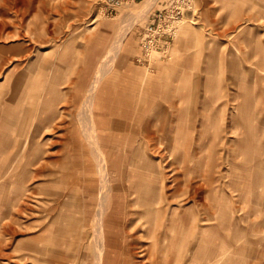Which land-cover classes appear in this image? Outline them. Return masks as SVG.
<instances>
[{"label": "crops", "instance_id": "0c3cea01", "mask_svg": "<svg viewBox=\"0 0 264 264\" xmlns=\"http://www.w3.org/2000/svg\"><path fill=\"white\" fill-rule=\"evenodd\" d=\"M259 19L238 26L222 21L215 34L195 24L185 27L165 53L147 58L135 40L124 41L109 72L97 82L105 65L103 56H95L103 47L95 46L73 83L71 99L69 84L62 80L61 96L53 89L36 102L29 114L26 153L36 160L40 153L61 156L57 169L54 162L45 166L40 184L49 190L39 201L48 204L50 213L60 203L63 218L72 209L77 218L101 219L102 264H183V251L190 256L184 264H196L199 218L222 219L232 203L243 199L246 186H262L264 41ZM22 120L16 104L13 114L5 110L0 117V136H10L5 126L13 124L14 152L19 154L23 146L16 138L23 132ZM218 139L226 146H217ZM50 142L49 150L42 149ZM216 154H228L231 160L235 155L254 157L250 162L245 158L241 167L234 162L226 167L233 173L242 169L231 181L222 174L216 177ZM249 166L253 173L246 181L243 173ZM22 175L18 168L9 201L18 200ZM72 199L80 205L71 208ZM199 200L211 203L203 202L199 209ZM218 234L216 249L222 250L225 239Z\"/></svg>", "mask_w": 264, "mask_h": 264}, {"label": "rangeland", "instance_id": "374dc122", "mask_svg": "<svg viewBox=\"0 0 264 264\" xmlns=\"http://www.w3.org/2000/svg\"><path fill=\"white\" fill-rule=\"evenodd\" d=\"M102 1L0 0V117H3L5 110L13 114L16 104V107L21 106L23 119V132L21 137L16 138L21 140L23 153L14 152L13 124L5 126L6 133L10 136H0V264L99 262L101 241H96V237L101 219L77 218L72 209L69 218H63L60 203H54L53 213H50L48 204L39 201L40 198H45L49 190L44 184H40L46 178L45 166L54 162L57 169L56 163L61 156L51 152L40 153L36 160V155L26 153L30 145L33 119L29 114L36 102L40 103L41 98L49 96L53 89L58 90L55 95L57 98L61 96L62 80L64 83L67 81L66 85L69 84L68 96L71 99L73 83L82 69L83 61L94 55L95 50H92L95 46L103 47L95 56H103L101 64L105 67L102 65L103 73L97 72L94 82L101 80L109 72L111 59L124 41L135 40L140 44L139 49L144 58L149 53L153 57L156 51L165 53L174 37L181 34L185 27L192 28L194 24L201 27L203 32L215 34L221 32L222 21L225 26L227 22L238 26L244 20V23L252 24L255 18L257 23V18H260L264 41V0H135L115 12H106L101 7ZM156 9L167 13L173 10L178 13L177 19L169 34H164L167 26L165 23V29L160 28L163 35L153 40L157 41L155 46L145 49L143 43L148 38L146 31L153 15L149 14ZM207 25L211 26L206 27ZM105 47L108 49L105 50ZM90 91L91 88L86 99ZM261 114L264 117V110ZM3 126V122H0V129ZM56 130L46 132H52L54 136ZM216 144L222 148L227 143L218 139ZM51 145V142L49 145L45 144L42 149L49 150ZM198 156L202 159L204 155ZM235 157L231 160L228 154L214 155V161L218 165L216 177H221L222 174L223 179L233 181L238 170L234 169L233 173L226 167H232V162L241 167L245 158L250 162L254 155ZM103 161L100 154L99 174L102 179L105 178ZM261 162L262 186H246L243 199L232 203L234 208L227 209L222 219L199 218L196 264H264V154L261 155ZM18 168L23 171L21 189L20 184L17 187L20 195L18 200L9 201L8 197L14 192L13 183L15 180L17 182ZM245 170L244 177L249 181L252 178V167H246ZM238 173L242 174V169ZM230 188L232 194H236L237 191ZM70 201L71 208L80 205L77 200ZM203 202L207 205L211 203L199 200V209ZM218 221L222 224L220 229L215 230L213 227ZM100 228L102 231V226ZM63 230L68 233L64 234ZM218 233L225 239L222 250L216 249L220 248L219 244H215L218 242ZM185 253L183 251V264L189 263V252ZM103 255L104 250L101 264Z\"/></svg>", "mask_w": 264, "mask_h": 264}, {"label": "built area", "instance_id": "2783aa9c", "mask_svg": "<svg viewBox=\"0 0 264 264\" xmlns=\"http://www.w3.org/2000/svg\"><path fill=\"white\" fill-rule=\"evenodd\" d=\"M135 0H103L101 3V7L105 9L106 12H115L117 9L122 7L125 4H129L134 2ZM177 14L174 13L173 10H171L169 13L166 11H157L154 13L150 19V24L147 28V35L148 38L144 41V47L145 49H151L152 47L155 46V43L157 41H153L155 37H160L163 35L161 32L162 30L165 29L163 26L165 23L167 24L166 29L164 30V34H169V32L172 31L173 24L175 20L177 19ZM162 30H161V29ZM168 28V29H167Z\"/></svg>", "mask_w": 264, "mask_h": 264}, {"label": "bare ground", "instance_id": "6f19581e", "mask_svg": "<svg viewBox=\"0 0 264 264\" xmlns=\"http://www.w3.org/2000/svg\"><path fill=\"white\" fill-rule=\"evenodd\" d=\"M100 73V72H99ZM97 82V81H96ZM96 84V83H95ZM95 84H93V86L91 87V91H90V93H89V95H88V97H87V99H86V101H85V103H88V102H90L91 101V98H92V95L94 94L93 93V91H94V88H95ZM105 185V184H104ZM116 191V190H115ZM108 193V192H107ZM109 198V197H108ZM104 206V205H103ZM98 216V215H97ZM100 221V220H99ZM97 224V223H96ZM100 226H102V225H99V229L97 230V234H98V236L96 237L97 238V240L96 241H101V243H102V238H103V234H102V231H101V228H100ZM97 234H95V235H97ZM95 241V242H96ZM98 241V242H99ZM99 244V251H100V255H99V262H97V260H96V262L98 263V264H101V255H102V252H103V244ZM97 244V243H96ZM94 245H95V243H94ZM96 246V245H95ZM97 249V248H96ZM97 253H99L98 251H97ZM96 254V253H95ZM163 257V256H162ZM97 259H98V257H97ZM157 264H158V262H157Z\"/></svg>", "mask_w": 264, "mask_h": 264}]
</instances>
